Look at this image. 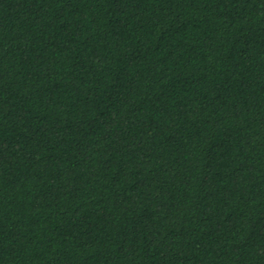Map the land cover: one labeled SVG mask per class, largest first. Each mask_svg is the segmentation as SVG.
Wrapping results in <instances>:
<instances>
[{
  "label": "trees",
  "instance_id": "trees-1",
  "mask_svg": "<svg viewBox=\"0 0 264 264\" xmlns=\"http://www.w3.org/2000/svg\"><path fill=\"white\" fill-rule=\"evenodd\" d=\"M0 264H264V0H0Z\"/></svg>",
  "mask_w": 264,
  "mask_h": 264
}]
</instances>
